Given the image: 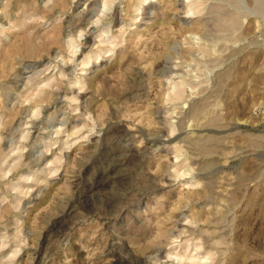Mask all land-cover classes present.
<instances>
[{
  "label": "rangeland",
  "instance_id": "rangeland-1",
  "mask_svg": "<svg viewBox=\"0 0 264 264\" xmlns=\"http://www.w3.org/2000/svg\"><path fill=\"white\" fill-rule=\"evenodd\" d=\"M0 264H264V0H0Z\"/></svg>",
  "mask_w": 264,
  "mask_h": 264
}]
</instances>
